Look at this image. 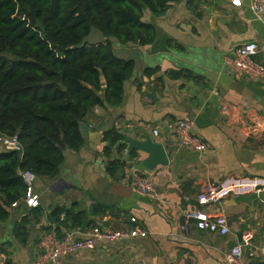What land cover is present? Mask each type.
<instances>
[{
  "label": "crops",
  "instance_id": "1",
  "mask_svg": "<svg viewBox=\"0 0 264 264\" xmlns=\"http://www.w3.org/2000/svg\"><path fill=\"white\" fill-rule=\"evenodd\" d=\"M250 1L234 6L231 0H193L190 5L189 0H177L161 16L145 13L144 19L156 26V40L145 46L118 43L114 50L135 61L122 102L92 109L81 124L83 146L65 150L57 175L37 176L40 220H34L33 207L23 200L11 205L9 218L0 221V264H33L44 231L58 227L63 233L72 226L70 216L67 227L55 223L53 215L60 209L61 217L68 209L84 212L91 224H138L148 233L101 241L94 250L80 251L63 264H229L226 254L241 244L240 232L252 234L250 243L243 245L241 263L264 261V190L254 192L264 184V79L232 73L224 61L237 47L256 43L254 58L264 64V23L254 17ZM147 68L157 70L147 75ZM172 70L183 75L171 78ZM187 116L195 120L194 131L208 145L204 152L182 146L170 127ZM111 129L123 135L125 144L113 154L121 161L113 172L103 139ZM146 135L164 144L169 164L147 170L136 157L131 160L136 151L128 150L126 137L145 140ZM134 170L151 178L158 198L133 191ZM213 182L223 184L219 207L228 216L229 233H211L192 224L186 235L181 229L186 213L201 207L197 196ZM98 204L113 208L93 211ZM219 207L204 206L215 214ZM26 215L31 223L23 240L17 225ZM88 227L85 222L75 229Z\"/></svg>",
  "mask_w": 264,
  "mask_h": 264
},
{
  "label": "trees",
  "instance_id": "2",
  "mask_svg": "<svg viewBox=\"0 0 264 264\" xmlns=\"http://www.w3.org/2000/svg\"><path fill=\"white\" fill-rule=\"evenodd\" d=\"M176 1L0 0V134H16L24 149L22 155L0 149V221L9 218L11 205L26 193L23 171L57 175L65 150L84 144L81 124L87 114L98 106L122 102L135 61L116 55L111 38L122 44H152L157 29L144 19L145 13L161 16ZM92 28L99 29L105 40L88 42ZM156 70L147 68L145 74ZM168 75L176 79L183 71ZM103 139L113 172L121 165L113 154L125 147L123 135L111 129ZM107 208L113 207L98 204L93 211ZM32 210L34 220H40V205ZM64 210V218L61 209L53 215L60 227H67L68 216L72 219L68 229L85 222L94 225L84 212ZM30 223L26 215L17 225L23 240Z\"/></svg>",
  "mask_w": 264,
  "mask_h": 264
},
{
  "label": "built area",
  "instance_id": "3",
  "mask_svg": "<svg viewBox=\"0 0 264 264\" xmlns=\"http://www.w3.org/2000/svg\"><path fill=\"white\" fill-rule=\"evenodd\" d=\"M232 5L241 6L242 0H231ZM250 9L254 17L264 23V0H251ZM258 51L256 43H249L239 46L232 54L225 56V65L228 70L237 75H244L250 78L264 79V64L258 62L254 56ZM195 120L192 117H184L173 122L170 127L175 130L180 144L185 147H191L199 152H204L208 145L194 131ZM158 134V130H154ZM0 149L18 151L23 154V145L18 136L0 134ZM22 176L27 185L23 201L29 207H37L40 204L39 195L34 190V183L37 175L30 170L22 172ZM130 186L134 192L158 198L159 191L151 178L141 172L134 170L130 176ZM264 190V184L254 192ZM223 199V184L213 182L207 189L202 190L197 201L201 207L195 208L186 213V220L181 225L182 231L187 235L190 232L191 225L194 227L226 235L230 231L228 216L219 207ZM17 202L13 203L16 204ZM207 205L218 206L219 214L211 213L204 208ZM64 218V215H62ZM132 222H137L136 217H131ZM148 235L140 225L133 227L107 228L99 224H94L86 229H67L59 233L56 228L43 232L38 245V254L33 264H63L65 260L80 251H91L98 247L104 240L117 241L126 240L135 237H146ZM252 239L251 233L243 235V243H238L230 248L226 254V261L229 264H242L240 259L243 252V245L249 244ZM264 258V246L262 247Z\"/></svg>",
  "mask_w": 264,
  "mask_h": 264
},
{
  "label": "water",
  "instance_id": "4",
  "mask_svg": "<svg viewBox=\"0 0 264 264\" xmlns=\"http://www.w3.org/2000/svg\"><path fill=\"white\" fill-rule=\"evenodd\" d=\"M125 142L129 143L128 150L130 152H133V150L136 151V156H132L131 160L136 157L137 163L141 164L147 170L156 169L158 166L169 164L170 162L164 144L156 141L149 135H146L145 140H135L126 137ZM143 153L147 154L144 158L141 157ZM243 235V232L238 233V239L241 243H243ZM258 264H264V261Z\"/></svg>",
  "mask_w": 264,
  "mask_h": 264
},
{
  "label": "rangeland",
  "instance_id": "5",
  "mask_svg": "<svg viewBox=\"0 0 264 264\" xmlns=\"http://www.w3.org/2000/svg\"><path fill=\"white\" fill-rule=\"evenodd\" d=\"M102 37H104V35L102 34V32L97 29V28H92L91 30V33L89 34V36L87 37V41L90 42V43H98L100 41H103L105 40V37L100 40ZM113 40L112 41V44H113V49L116 50L118 49V46L119 44H122L119 42V40H116V38H112ZM100 40V41H99ZM119 43V44H118ZM122 45H127V44H122ZM118 51V50H117ZM120 52V51H119ZM121 54V53H120ZM117 55V54H116ZM125 57V56H124ZM129 58V57H128ZM135 72V71H134ZM1 148V147H0ZM37 180V178H36ZM36 182V181H35Z\"/></svg>",
  "mask_w": 264,
  "mask_h": 264
}]
</instances>
